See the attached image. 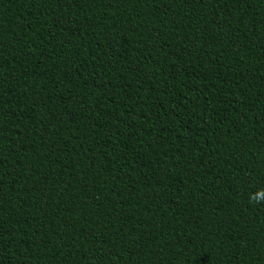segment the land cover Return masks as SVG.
Listing matches in <instances>:
<instances>
[{"label": "trees", "instance_id": "obj_1", "mask_svg": "<svg viewBox=\"0 0 264 264\" xmlns=\"http://www.w3.org/2000/svg\"><path fill=\"white\" fill-rule=\"evenodd\" d=\"M257 187L264 0H0V264H264Z\"/></svg>", "mask_w": 264, "mask_h": 264}, {"label": "clouds", "instance_id": "obj_2", "mask_svg": "<svg viewBox=\"0 0 264 264\" xmlns=\"http://www.w3.org/2000/svg\"><path fill=\"white\" fill-rule=\"evenodd\" d=\"M264 191V187H257L255 188V191H250L248 193V202L251 205H260L264 204V197H256L254 193Z\"/></svg>", "mask_w": 264, "mask_h": 264}, {"label": "snow or ice", "instance_id": "obj_3", "mask_svg": "<svg viewBox=\"0 0 264 264\" xmlns=\"http://www.w3.org/2000/svg\"><path fill=\"white\" fill-rule=\"evenodd\" d=\"M83 2L85 4L87 3H90L92 2V0H83ZM237 2H239V0H237ZM65 3L68 4V3H73V4H76L78 7L80 6V3H81V0H65Z\"/></svg>", "mask_w": 264, "mask_h": 264}]
</instances>
